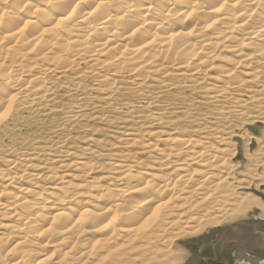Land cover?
<instances>
[{
	"label": "bare ground",
	"instance_id": "1",
	"mask_svg": "<svg viewBox=\"0 0 264 264\" xmlns=\"http://www.w3.org/2000/svg\"><path fill=\"white\" fill-rule=\"evenodd\" d=\"M217 60L230 68L218 70ZM263 65L264 0H0V139L16 131L1 125L9 115L51 112L53 81L69 77L59 86L80 90L77 99L97 89L104 100L122 78L136 92L148 89L142 98L170 73L195 86L209 78L207 99L236 110L247 100L228 92L255 82ZM81 101L64 108L69 119ZM244 126L251 123L215 132L214 142L168 135L166 149L145 147L158 152V169L118 159L105 184L85 177L95 168L73 162L61 143L22 153L0 143V264H171V241L181 234L264 209L237 192L258 178L233 162L230 140H250Z\"/></svg>",
	"mask_w": 264,
	"mask_h": 264
},
{
	"label": "rangeland",
	"instance_id": "2",
	"mask_svg": "<svg viewBox=\"0 0 264 264\" xmlns=\"http://www.w3.org/2000/svg\"><path fill=\"white\" fill-rule=\"evenodd\" d=\"M216 64L218 70L230 68L221 60L215 61ZM262 69L264 65L257 68L260 74L255 82H246L236 92H228L230 98L247 100L236 110L226 109L225 104L207 99L203 88L213 83L209 78L195 86L170 73L164 88L144 98L142 96L146 93L143 91L148 89L136 92L127 79L122 78L116 80V86L104 100L97 89L83 90L82 97L77 99L80 90L75 94L67 92L63 85L59 86L69 77L53 81L52 87L58 88L56 102L46 106L51 108V112L45 115L42 111H22L12 119L9 115L1 125H6L7 129L17 125L16 131L8 133L11 135L0 139V143L17 149V153L29 149L36 151L40 144L52 146L61 143L63 150L73 153V162L83 161L95 168L85 177L105 184L109 165L118 159L127 161L137 170L150 172L158 169L159 160L155 159L158 152L145 147L154 145L157 149H166L162 139L168 135H184L200 140L208 138L214 142L215 132L223 135L225 128L237 132L236 127L251 123L249 127L244 126L245 131L242 130L250 138L248 145L238 138H232L230 143L237 153L233 162L239 163L242 170L255 169L258 178L251 180L247 190L237 192L264 204V164L253 167L255 159L264 160L263 154L258 156L264 152ZM243 71V68L237 69L236 77H242ZM90 83V80L83 82ZM81 98L83 106L77 109L79 114L69 119L73 111L66 113L64 108L79 102ZM125 133L131 136H124ZM131 138L136 139V143L130 144L128 140ZM259 138L260 141L257 140ZM40 161L37 157L34 162L38 164ZM35 166L37 169L42 167ZM53 171L57 175L65 173L62 169ZM79 176L77 180H81ZM169 258L171 264H264V209L253 205L242 212H233L219 222L207 224L193 235L181 234L171 241Z\"/></svg>",
	"mask_w": 264,
	"mask_h": 264
}]
</instances>
